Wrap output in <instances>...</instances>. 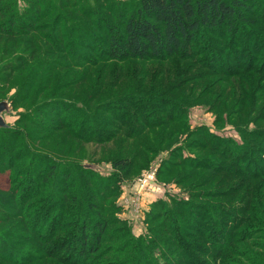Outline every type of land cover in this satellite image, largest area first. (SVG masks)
I'll return each mask as SVG.
<instances>
[{
	"label": "rangeland",
	"instance_id": "1",
	"mask_svg": "<svg viewBox=\"0 0 264 264\" xmlns=\"http://www.w3.org/2000/svg\"><path fill=\"white\" fill-rule=\"evenodd\" d=\"M56 1L57 8L51 11V16L55 14V11H61L62 3L72 1H77L78 7L86 11L85 16L77 15L85 27L82 30L83 34H81L85 41L82 38L80 41L76 40L75 35L76 33L80 34V32L75 29L63 37V43L68 39L73 41L72 45L68 44V46H72V53L64 49L59 54L55 53V56H51L50 52H46L43 56L46 60L49 59L48 61L50 62L52 60L49 57H58L60 61H65V66L69 63V66L62 69V71L69 76L76 74L78 78L85 73L88 66H85V64L72 66L73 61L78 59L77 52L81 49L82 55L85 58L88 57L94 49L87 48L85 43H87V40L91 43L92 39L100 33V31L95 30L91 22L98 18L100 20L101 15H109L112 9L114 11L112 15L117 17V13L123 9V6L131 9L139 0ZM260 1L261 3L257 10L264 15V0ZM18 3L20 6L23 5L21 0H18ZM68 9L70 8H65V10ZM252 17V22H250L249 26L252 31L251 44H249L250 39L240 40L239 45L243 43L242 47L247 50L244 52L243 57L240 56L238 59L240 63L238 70L240 68L241 71L238 72L237 76L229 80L224 78V73L221 71L211 73L212 71L210 72V70L213 65L218 64L208 63V66H204L202 53L195 55L190 60H179L172 57L166 61L156 59L128 60L122 63L121 66L119 64H109L106 67L98 65L92 68L89 71L90 73L83 76L85 83H79L77 88L74 89V93L83 98L89 92L94 91V93H97L94 104L98 100L101 101L100 98L103 97L105 103H108L107 106H111L115 104L111 97L117 95L119 107L131 114L134 110L130 108L128 103L132 102L131 91L133 90H138L140 95H143L140 97L155 101L157 108L153 110L150 117V121L155 126H158L152 130L155 135L149 138H137L132 143L122 141L121 138H116L109 143L100 145L92 142L78 145L75 142L73 148H71L70 139L67 141L62 140L53 148V141L52 145L49 143L47 148L40 146L44 144L41 140V143L37 145L41 156L36 157V161L39 160L37 167L40 161L43 162L40 166L42 169L39 168L42 172L39 175L41 177L36 181L39 191L34 199H40L39 201L44 207V211L40 216L38 211L34 214L36 217L34 216L32 220L36 224V231L32 234L30 233V235L35 236L39 233L41 239L44 240L51 233L58 232L56 236L58 244L49 242V244H43L40 247L34 241L22 237L21 234H13L17 235L15 237L17 240L8 238V246L11 249L6 250L5 254L15 251L16 257L21 258L22 254H29L27 258H24L28 261V264H132V260L135 258H138L140 263H142L143 258L139 254L132 258L130 252L127 255L121 252L120 247L125 241L124 233L122 230H113L111 227L109 231L112 232V239L100 242L98 251L95 253L88 255V252H85V255L80 254L79 249L82 244L79 232L80 222L85 221L86 223V221L92 220L91 216L97 211L96 209L103 207L98 202L100 197L109 194L112 198H107L106 202L110 201L111 205L116 207V216L125 221L126 227L131 231V235L136 238L140 236L150 237L148 230L150 223L147 220V214L155 200L164 201L166 204H171L172 202L185 203L186 207L198 205L197 203L200 201L202 209H205L204 216L207 218V221L204 222L205 230H213L214 233H219L217 240L214 237L206 245L204 260L207 264H264V109H261L264 103V96L263 93L257 95L261 89L260 85L263 86L262 83L264 82V40L261 41L262 38L264 39V16L254 15ZM60 25L62 24L60 23ZM256 39H259L258 43L261 50L255 61L254 69L261 68L263 73L247 72L244 69L249 64L250 55H256L255 52H252ZM17 48L14 43L6 45L0 42V100L6 99L9 101V111L4 113L3 116L9 127L16 128L22 126L18 125L17 120L23 118L26 113H29L32 119L36 118V110H34V114L30 111L34 107L37 109L40 107L36 103H32L33 100L27 101L26 104L20 101L15 102L16 95H18L17 80H12L11 76L7 75L8 70L3 68L6 65H10L9 61H12L13 56L19 50ZM46 49L47 45L43 47V51H47ZM227 52V50H224L222 53V60L225 59ZM236 53L242 54V50H238ZM201 58V62L197 63L199 61L197 59ZM205 60L207 62L208 57ZM76 63L79 64V60ZM206 69L211 74H208ZM78 71L79 73H77ZM201 72L206 77L198 80ZM176 84L178 87H173ZM207 84H211L210 89L203 96H199L200 89ZM70 88H73V85ZM253 88L254 94L252 93ZM65 90H58L52 98L59 97ZM44 93L48 92L45 90ZM246 93L249 94L250 98L244 96ZM216 94H222V97L217 102L216 108H212L211 101ZM72 98L74 99L75 97L72 96ZM239 98L243 103L239 111L236 112L233 108H235V101ZM168 101L173 103L171 104ZM143 102L146 101L143 100ZM253 103L256 105V110L252 114L249 111V106ZM76 105L82 107L83 103L77 102ZM164 107L166 108L162 111ZM93 113V110L88 109V115L91 116ZM96 114L99 116L98 120L102 119L106 126L111 125L105 128L106 132L113 131L114 126L120 123L119 121L115 122L116 124L112 122L114 120L110 114L102 116L97 112ZM135 115L136 113L133 114V116ZM145 119L144 115L138 121L139 123H131L136 126L141 125ZM172 119L175 120L174 123H172ZM83 123L88 126L87 120ZM45 125H48L47 121H45ZM6 132V130H0V142L7 141ZM169 132L173 133V137L169 138ZM85 133L86 131H83V134ZM162 137L166 138L164 139L165 142L159 145L158 142ZM23 140L26 144L29 142L26 138ZM139 142H143L140 143L142 146L154 147L157 152L151 154V150L145 152L144 147H139L140 157L135 161V169H132L126 175H122L120 171H115L111 166V160L117 156H131L135 149L138 148ZM201 142L207 143L209 147H218L219 149L217 152L211 153L210 148H207L205 154H201L202 158L199 157L198 159H203L202 161L205 162V164L202 162L203 166L209 168L204 171H195V180L192 178L183 184L177 181L178 178L176 177L189 171L187 168H181L180 174H177V176L172 174L169 178H164L160 175L162 163H165L170 158V155H172V158H170L172 160L182 159L188 155L194 157L198 155L196 154V147ZM177 148L181 149L179 154L175 153ZM33 150L36 149L32 147L29 151H26L27 157L24 161L22 158L16 159L15 168L13 169L20 168L24 172H28V169L32 171L27 160L34 155ZM47 153L62 159L59 166L60 172L68 166L67 159L75 161V167L72 168L75 178H68L67 180L74 181L71 190H74L78 195V200L80 199L76 205L71 206L67 199H63L62 193H59V195L53 194V185H58L59 180L63 181L64 175L57 176V182L54 180L51 182L48 177H45V174L48 173V163L50 162L46 158L48 156ZM82 163H95L93 168L97 171L89 173L81 169L79 172L78 166ZM152 169L155 172V180L161 185L162 192L155 197L148 194L140 197L138 195V176ZM213 170L215 171L212 172ZM33 173L36 174L37 171L33 170ZM111 173H113L114 177L107 179V176L112 175ZM200 173H202L199 177L200 179L197 180L196 177ZM85 175L88 176L90 183H96L95 186L94 184L92 185L94 187L81 189V184H85L82 180ZM203 179H207L205 181L208 182L206 185L199 186V183H203ZM217 182L218 184H216ZM7 184V173L0 172V187L5 188ZM59 185L63 186V184ZM199 189H210L216 197L197 200L196 196L200 191ZM100 191L103 194H100ZM48 197L59 198V203L63 201V210L56 214V211H53L51 206L50 209H47L49 206ZM244 197L250 200L249 209H247L248 206ZM71 207L74 208V211H71ZM78 207L81 210H78ZM217 207L220 209H217ZM68 211H71L70 215ZM213 220H216L217 224L220 222L223 227L218 224V227L215 228ZM12 222L15 225L14 227L19 226L16 219ZM13 230V232H17L16 229ZM18 231H20L19 228ZM68 231L70 234L72 233L71 240H66L62 243L60 239L68 235ZM95 231L92 226L87 228L91 243L94 242ZM232 232H235L236 235L234 236ZM232 239L238 241V244L230 242ZM157 242L163 243L165 241L159 240ZM210 243L212 246H209ZM129 247L134 250V253L138 248L136 244H130ZM44 248H47V250ZM35 249L38 250L35 251ZM157 250L158 247L150 250L152 256L149 258V264L165 263V257H161V251ZM216 252L217 256L215 255Z\"/></svg>",
	"mask_w": 264,
	"mask_h": 264
},
{
	"label": "trees",
	"instance_id": "2",
	"mask_svg": "<svg viewBox=\"0 0 264 264\" xmlns=\"http://www.w3.org/2000/svg\"><path fill=\"white\" fill-rule=\"evenodd\" d=\"M21 1L23 5L20 6L18 0H0V42L6 45L14 43L15 47L17 46V49H19L13 56L12 61H9L10 65H6L3 69L8 70L7 75L11 76L12 80H17L18 95H16L15 102L20 101L26 104L27 101L33 100L32 103H36L40 107L39 109L34 107L30 111L34 114V110H36L37 119H32L29 113H26L23 118L17 120L18 125L22 126L18 128L9 127L8 125L0 127V130L7 131V141L0 142V172H6L8 179L7 187H0V264H28V261L24 258H27L29 254H22V258L16 257L14 250V252L5 254L6 250L11 249L8 246V238L17 240L15 237L18 234L34 241L40 247L43 244H49V242L58 244V239H56L58 232L51 233L44 240L41 239L40 234H37V232L35 236L30 235V233L32 234L36 231V224L32 220L35 216L34 214L38 211L40 216L44 211V207L39 201L40 199H34L39 191L36 181L41 177L39 175L42 172L40 171L42 169L40 166L43 162L40 161L37 167L39 160L36 161V157L41 156L37 149V145L41 143V140L44 142L43 146L40 145L41 147L48 148L49 143L52 145L53 141V148L62 140L67 141L70 139L71 148H73L75 142L78 145L85 142L100 145L109 143L116 138H121L122 141L132 143L137 138H149L155 135L152 130L158 126H155L150 121L153 110L157 108L155 101L140 97L143 95H140L138 90L131 91L133 99L128 105L134 110L131 113L132 115L119 107L117 95L111 97L115 102L111 106H107L108 103H105L103 97L100 98L101 101L98 100L94 104L93 102L97 98V93H94V91L89 92L83 98L74 93V89L77 88L79 83H85L83 76L90 73L89 71L98 65L106 67L109 64H119L121 66L122 63L128 60L156 59L166 61L172 57L179 60H190L195 55L202 53L204 66H208V63L218 64H214L210 72L217 73L221 71L224 73V78L229 80L237 76L238 72L241 71L240 68L238 70L240 65L238 59L240 56L243 57L244 52L247 50L242 47L243 43L240 44L241 46L239 45L240 40L250 39L249 44H251L252 31L249 26L250 22H252V16H264L257 10L261 3L260 0H139L131 9L123 6V9L117 13V17L112 15L114 12L112 9L109 15H101L100 20L98 18L91 22L95 30L100 31V33L92 39L91 43L88 40L85 43L87 48L94 49H91L92 53L88 57L85 58L82 55L81 49L77 52L79 64L75 60L72 66H82L83 64L88 66L85 73L77 78L76 74L69 76L62 71V69L69 66V63L65 66V61H60L58 57V59L49 57L52 60L50 62L43 55L46 52H50L51 56H55V53L59 54L64 49L72 53V46H68V44L72 45L73 41L68 39L63 43V37L68 32H73L76 29L80 34L76 33L75 38L77 41L81 40L82 30L85 27L77 15L85 16L86 11L78 7L77 1H72L62 3L61 11H55V14L51 16V11L57 8L56 0ZM67 7L70 9L65 10ZM82 40L85 41L84 38ZM258 40L254 41L255 45L252 51L256 55H250L249 64L244 68L247 72L263 73L264 71L261 68L254 69L255 61L261 50ZM263 40L262 38L261 41ZM46 45L47 51H43V47ZM224 50L228 52L225 55V59L222 60L221 55ZM238 50H242V54H237L236 51ZM209 56L211 57L209 58ZM206 57H208L207 62L205 60ZM202 58L197 59L199 60L197 63H200ZM206 72L210 73L209 70ZM202 77H206V75L201 72L198 80L202 79ZM262 84L263 86L260 85L259 93L255 92L257 95L263 93L264 96V82ZM72 85L73 88H70ZM210 86L211 84L203 85L199 96H203L210 89ZM173 87L178 86L176 84ZM61 89L68 90L63 91L59 97L52 98ZM45 90L48 93H44ZM68 92L69 94H67ZM252 93L254 94V88ZM72 96L75 97V100ZM244 96L250 98L248 93ZM221 97L222 94H216L211 101L212 108H216V104ZM143 100L146 102H143ZM77 102L83 103V106L76 105ZM242 103L243 101L241 102L240 98L237 99L233 110L238 112ZM249 107V111L253 114L256 110L255 103L250 104ZM261 107V109H264V103ZM88 109L94 111L91 116L88 115ZM96 112L100 116L110 114L114 120L112 122L119 121L120 123L114 126L113 131L106 132L105 128L111 125L106 126L102 119L98 120L99 116ZM120 112L122 113L120 114ZM135 113L136 115L133 116ZM144 115L146 119L141 125L136 126L131 123H139L138 121ZM86 120L88 126L83 123ZM45 121L48 122V125H45ZM174 122L175 120L172 119V123ZM83 131H86V133L83 134ZM168 136L169 138L173 137V133L169 132ZM24 138L29 140L27 144L24 143ZM72 139L73 141L71 142ZM164 139L166 138H160L158 144L162 145L165 142ZM140 143L143 142L138 143V148L135 149L131 156L114 157L110 162L112 168L117 172L120 171L122 175H126L132 169H135V161L140 157L139 147H144L145 152L151 150V154L157 152L154 147L142 146ZM32 147L37 150H33L34 155L27 160L32 171L28 169V172H24L20 168L13 169L15 168V160L22 158L24 161L27 157L26 151H29ZM196 148V154L198 155L194 157L188 155L182 159L172 160L170 159L172 155H170V158L165 163H162L160 175L164 178H169L172 174L177 176V174H180L181 168H187L189 171L182 173L181 176L178 175L179 177H176L178 178L177 181L183 184L189 179L194 178L193 180H195V171H204L209 168L203 166V159H198L201 154H205L207 148H210L211 153H215L219 149L218 147H209L205 142L199 143ZM180 150V148H177L175 153L179 154ZM47 155L46 158L50 161L48 163L50 170L47 169L48 173L43 176L48 177L51 182L53 180L57 182V176L64 175V180L58 181L63 186L58 183V185H53V194L59 195V193H62L63 199H67L71 206L76 205L80 199L78 200L77 193L71 190L74 181L67 180L68 178H75L72 169L75 167V161L67 159L68 166L60 172L59 166L62 159L58 158V156L54 157L50 153H47ZM203 163L205 164V162ZM78 169L79 172L81 169L89 173L97 171L92 167L84 166L83 163L78 166ZM33 170L37 171V173L34 174ZM111 174L107 176V179L114 177L113 173ZM201 174H198L197 180L200 179ZM82 180L85 184H81V189L96 185V183L89 182L87 175ZM205 180L207 179H203V183H199V186L206 185L208 181ZM93 184L94 186H92ZM199 190L196 196L197 200L216 197L210 189ZM100 192V194H103L102 191ZM48 198L49 206L47 209H50L51 206V209L56 211V214L63 210V201L59 203V198ZM107 198L111 199L112 197L109 194L100 197L98 202L103 207L96 209L97 211L91 216L92 220L86 221V223L85 221L80 222L79 232L82 241L79 249L80 254L85 255V252H88V255L95 253L98 251L100 242L112 239V232L109 231L111 227L113 230H122L124 233L125 241L120 247L124 255L130 252L132 258H135L137 254L143 258L142 263H140L138 258H135L132 260V264H149V258L152 256L150 250L155 247H158L157 251H161V257H165L164 264H207L204 260L206 245L214 237L217 240L219 233H214L213 230H205L204 222L207 221V218L204 216L205 209H202L200 201L197 203L198 205L186 207L185 203L172 202L171 204H166L164 201L155 200L147 214V220L150 223L148 227L150 237L140 236L136 238L131 235V231L126 227L125 221L116 216L117 209L111 205L110 201L106 202ZM244 199L246 198L244 197ZM246 203L247 209H249L250 200L246 199ZM71 208V211H74V208ZM217 209L220 208L217 207ZM78 210L81 209L78 207ZM71 211H68L69 215ZM77 212L79 213V211ZM48 214L50 213L48 212ZM14 219L17 220L18 227H14L15 225L12 222ZM213 221L215 228L218 227V224L223 227L220 222L217 224L216 220ZM90 226L96 230L94 242L92 243L90 242V236L87 234V228ZM18 228L20 231H18ZM13 229H16L17 232H13ZM71 234L68 231V235L61 238L60 241L64 243L66 240H71ZM232 234L236 235L235 232H232ZM159 240L165 242H157ZM230 242L238 244V241L234 239ZM130 244L138 246L135 253L129 247ZM209 246H212L211 243ZM44 249L47 250V248ZM215 255L217 256V252Z\"/></svg>",
	"mask_w": 264,
	"mask_h": 264
},
{
	"label": "built area",
	"instance_id": "3",
	"mask_svg": "<svg viewBox=\"0 0 264 264\" xmlns=\"http://www.w3.org/2000/svg\"><path fill=\"white\" fill-rule=\"evenodd\" d=\"M138 195L143 197L144 194L158 195L162 192L161 185L155 180L154 169L145 171L137 179Z\"/></svg>",
	"mask_w": 264,
	"mask_h": 264
},
{
	"label": "water",
	"instance_id": "4",
	"mask_svg": "<svg viewBox=\"0 0 264 264\" xmlns=\"http://www.w3.org/2000/svg\"><path fill=\"white\" fill-rule=\"evenodd\" d=\"M9 101L6 99H1L0 100V127H5L8 124L6 123L5 119H4V113L9 111ZM84 166L86 167H94V164L92 163H85Z\"/></svg>",
	"mask_w": 264,
	"mask_h": 264
},
{
	"label": "crops",
	"instance_id": "5",
	"mask_svg": "<svg viewBox=\"0 0 264 264\" xmlns=\"http://www.w3.org/2000/svg\"><path fill=\"white\" fill-rule=\"evenodd\" d=\"M149 195V194H148ZM150 196H153V195H150ZM156 195H154V197H155ZM143 197H144V195H143Z\"/></svg>",
	"mask_w": 264,
	"mask_h": 264
}]
</instances>
